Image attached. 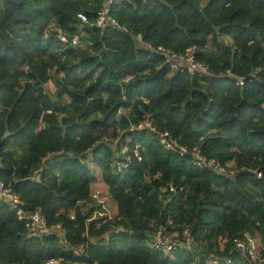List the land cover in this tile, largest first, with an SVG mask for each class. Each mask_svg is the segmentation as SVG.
Instances as JSON below:
<instances>
[{
	"label": "trees",
	"instance_id": "obj_1",
	"mask_svg": "<svg viewBox=\"0 0 264 264\" xmlns=\"http://www.w3.org/2000/svg\"><path fill=\"white\" fill-rule=\"evenodd\" d=\"M104 1L0 0V181L64 232L31 236L0 200L1 264H257L244 233L264 260V0H125L109 16L126 31L97 27ZM165 133L226 173L167 151ZM90 165L112 220L95 219ZM186 229L191 250L148 245Z\"/></svg>",
	"mask_w": 264,
	"mask_h": 264
},
{
	"label": "built area",
	"instance_id": "obj_2",
	"mask_svg": "<svg viewBox=\"0 0 264 264\" xmlns=\"http://www.w3.org/2000/svg\"><path fill=\"white\" fill-rule=\"evenodd\" d=\"M124 1L125 0H105L102 10L98 12V17L96 22L97 27L103 28L107 26L109 22L114 27H119L118 23L115 20H112V18L109 15L113 6L119 5ZM79 17L83 22L88 21L85 15H80ZM120 29L126 31L125 28H120ZM61 40L66 42V38L64 35H61ZM77 41H78V37H75L74 42ZM159 51H164V50L161 48ZM174 57H175V62L173 63L172 66L174 69L185 66L189 72H195V71L205 72L207 70V67H204L203 65L198 63L194 59V57H185L181 55H176ZM142 127L152 128L151 122L149 121L145 122L140 126V128ZM159 140L167 151L178 154L181 157H184L188 154L192 155L194 157L193 163L198 167L201 168L206 167L217 173H226V169L219 162H216L214 160H210V161L207 160L202 155L201 151L197 148L193 150H189L186 147L180 146L175 140H172L169 134L167 133L161 134L159 136ZM125 152L126 149L123 151V153ZM135 156L138 157L139 161H142V158L139 155V146L136 147ZM127 167H128L127 160H125L124 162L118 165L120 171L126 169ZM169 187H170V191H174V188H172L171 184L169 185ZM164 191H166V189ZM0 200L7 202L13 208V210L16 211L20 221L26 222V228L31 236L43 237V236L55 235L57 237L63 238L64 232L60 225L49 226L47 224V221L39 211L36 212L27 211L25 209V204L20 200L19 196L11 189L6 188V186L2 181H0ZM188 232H189L188 229H186L183 232V238L181 240L178 237V234L176 233L169 234V233H164L162 230H160L152 234L148 245L151 249L161 251L164 253H170L176 250L177 248L179 249L186 248L187 250H191V248L188 249L187 247H184L187 244L189 246L193 245V240ZM243 236H244V240H238L236 242L237 248H241L243 253H246L250 262L262 264L264 260L261 258L258 251L259 248L258 241L247 233H244ZM105 238H107V236H105ZM209 263L229 264V261L223 262L222 259L214 257L210 260ZM49 264H59V261H51L49 262Z\"/></svg>",
	"mask_w": 264,
	"mask_h": 264
},
{
	"label": "rangeland",
	"instance_id": "obj_3",
	"mask_svg": "<svg viewBox=\"0 0 264 264\" xmlns=\"http://www.w3.org/2000/svg\"><path fill=\"white\" fill-rule=\"evenodd\" d=\"M207 2H208V0H202V4L203 5H205ZM223 40H224L225 43H228V44L231 43V40L228 39V38H223ZM45 88H46V91H47L48 94H50L51 96L54 95V92H55L56 89H55L53 83L47 84ZM63 101L65 103H68L69 99L68 98H64ZM229 166L232 167L230 169V171H229L230 174L234 175L237 172V170L234 169L233 164H230ZM90 167H91V169L93 170V172H94V174L96 176V182L91 185L92 197L94 198L96 204H101V206H102V213H99L98 216H95V219H100V218L107 217L108 219L112 220L118 214L117 205L111 199V197L109 195L108 187L102 181V173H101V171L98 168H96L94 165H90ZM90 207L91 206L88 205L87 207L85 206L84 209L85 210H89ZM191 246H189L187 244L184 247H187L189 249V248H191ZM200 252H203V249L201 248V246H200V250L197 249L196 253H200Z\"/></svg>",
	"mask_w": 264,
	"mask_h": 264
},
{
	"label": "water",
	"instance_id": "obj_4",
	"mask_svg": "<svg viewBox=\"0 0 264 264\" xmlns=\"http://www.w3.org/2000/svg\"><path fill=\"white\" fill-rule=\"evenodd\" d=\"M9 136H10V133L7 132V133L4 135V137H3V141H5Z\"/></svg>",
	"mask_w": 264,
	"mask_h": 264
}]
</instances>
